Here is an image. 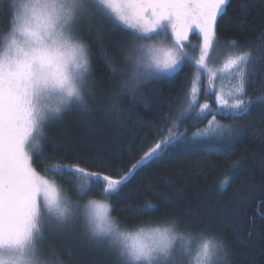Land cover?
<instances>
[{
    "label": "trees",
    "instance_id": "16d2710c",
    "mask_svg": "<svg viewBox=\"0 0 264 264\" xmlns=\"http://www.w3.org/2000/svg\"><path fill=\"white\" fill-rule=\"evenodd\" d=\"M16 7L15 0H0V47L11 33ZM89 10L76 31L89 48L91 111L73 106L46 125L43 149L56 160L37 161L38 171L44 174L43 165L63 161L119 178L155 143L168 138L169 130L183 134L187 146H177L136 170L118 195L105 196L102 185H96L81 197L71 177L56 176L55 181L76 200L105 199L112 217L124 228L174 226L196 240L222 243L227 264H264V106L253 105L248 116L235 120L217 115L216 122L231 127V134L218 139L215 147L192 144L193 133H202L212 117L196 120L195 112L187 114V92L195 74L189 64L174 79L145 81L138 96L143 104L123 96L122 111L109 113L107 100L117 90L113 69L123 66L130 45L128 29ZM217 35L221 55L244 50L254 57L245 99L264 95V0H230ZM189 41L201 43L195 34ZM229 41H236L239 48L228 49ZM206 86L203 79L201 87ZM199 102L216 107L215 96L203 92ZM145 104L150 106L147 110ZM148 204L154 208L146 209ZM66 234L54 246L64 264H124L107 245L88 239L80 226L74 224Z\"/></svg>",
    "mask_w": 264,
    "mask_h": 264
},
{
    "label": "snow or ice",
    "instance_id": "6c2138e0",
    "mask_svg": "<svg viewBox=\"0 0 264 264\" xmlns=\"http://www.w3.org/2000/svg\"><path fill=\"white\" fill-rule=\"evenodd\" d=\"M229 3L230 0H87L86 6H80L69 4L68 0H29L23 5L10 35L0 47V254L15 251L29 238L44 239V228L52 222L63 226L76 218L81 205H74L63 195L56 176L71 177L76 185L74 190L81 197L96 185H102V194L111 197L119 194L136 170L159 160L177 146H187L183 134H172L169 130L168 138L155 143L119 178L88 171L78 164L65 165L63 161L43 165L44 174L38 171L37 161L56 160L43 149L46 125L73 106L79 108L76 97L87 87L91 74L88 58L78 65L77 77L81 82L78 89L64 72L62 57L50 47L59 29L76 24L72 8L77 9L78 17L88 12L89 7L94 8L115 26L127 28L131 64L145 81L174 79L191 64L195 74L187 92V114L195 112L196 120L208 116L212 119L208 121L210 127L202 133H193L190 142L215 147L218 139L232 132L231 127L216 123L217 115L235 120L248 116L253 105L264 106V95L245 99L253 72L249 67L254 60L251 52L230 51L219 65L213 59L214 54L223 51L217 28ZM190 34L198 35L201 43L191 45ZM226 47L235 49L239 45L229 41ZM188 48L193 53L198 51V55ZM225 77L232 83L227 95L222 86L219 90L216 87L217 81ZM203 79L207 85L204 88ZM48 88L58 89L63 96L57 106L43 114L37 109L36 100ZM201 92L215 96V108L199 102ZM133 100L143 104L138 97ZM144 107L147 110L150 106ZM222 151L228 154V149ZM47 173H52V177ZM145 207L153 209L154 205ZM80 215L90 238L115 249L124 264H159L155 249L168 246V228L120 232L109 217V205L101 201H88ZM178 235L185 251L192 255L193 264H210L224 252L222 243L203 238L193 255V238L184 233Z\"/></svg>",
    "mask_w": 264,
    "mask_h": 264
},
{
    "label": "clouds",
    "instance_id": "9594fccd",
    "mask_svg": "<svg viewBox=\"0 0 264 264\" xmlns=\"http://www.w3.org/2000/svg\"><path fill=\"white\" fill-rule=\"evenodd\" d=\"M17 7L13 12V18L23 10L24 0H15ZM71 5L86 6L87 0H68ZM77 9L72 8V16L76 17V24L72 27L64 26L59 29L53 36L50 47L53 53L62 57L63 70L72 79L73 83L80 89L81 82L77 77L78 65L89 58V48L87 43L77 34L76 25L79 20L88 12L84 11L82 17L76 15ZM131 45L124 57L123 66L115 69L117 90L107 100V111L109 113H119L122 111L120 100L123 96L138 97L142 95L141 89L145 82L144 78L133 68L131 61ZM94 95L93 88L88 85L80 90L76 97V102L80 110L84 113L91 111L90 97ZM63 94L58 89H45L40 93L36 100V106L39 112L46 114L51 108L60 103ZM66 99V97H63ZM84 205H81V209ZM114 223L118 226L120 232H127L119 226L118 222ZM62 226V225H61ZM170 233V239L167 247H157L155 255L160 257L159 264H191L192 255L185 251L184 242L179 237V232L174 226H166ZM161 228V229H163ZM144 229L141 226L137 230ZM43 237L29 238L22 246L15 251H5L0 254V264H64L62 258L55 252L44 251L41 247ZM210 264H227L226 253L218 254L217 258H213Z\"/></svg>",
    "mask_w": 264,
    "mask_h": 264
},
{
    "label": "rangeland",
    "instance_id": "374dc122",
    "mask_svg": "<svg viewBox=\"0 0 264 264\" xmlns=\"http://www.w3.org/2000/svg\"><path fill=\"white\" fill-rule=\"evenodd\" d=\"M24 2L27 3V2H29V0H24ZM88 11L90 12V10H88ZM89 12H88V13H89ZM88 13H87L86 15H88ZM86 15H85V16H86ZM82 18H85V17H82ZM80 20H81V19H80ZM80 20H79V22H78L77 25H76V30H77V28L80 26ZM225 58H226V56L221 55V52H220V53H216V54H214V56H213V59H214V61H215V63H216L217 65H219L220 63H222L223 60H224ZM221 86L223 87V91H224L225 95H227L229 89L232 87V83H231V81L229 80V78L225 77V78L222 79V80H218L217 83H216V87H217L218 90H219V88H220ZM216 123H217V122H216ZM217 124H219V123H217ZM219 125H220V124H219ZM209 127H210V125H208V126L204 129V131H205L206 129H208ZM204 131H203V132H204ZM49 178H51V177H49ZM56 183H57V184L59 185V187L62 189L63 195L66 196L69 200H71L72 203H73L74 205H85V204H86L88 201H90V200L101 201V202H103V203L109 205V203H108L105 199H102V198H100V199H97V198H88V199H85V200H76L75 198L71 197V194H70V193H69V192H68V191H67L62 185H60L57 181H56ZM81 211H82V209L77 210L76 218H74L73 221L70 222L69 224H66V225H63V226H58V225H56L54 222H52V223L48 224V225L44 228V239H43L42 244H41V247L43 248L44 251H46V252H47V251H52V252L58 253L57 250H56V248H54V246L59 245V243H60L62 240H64L66 237H68V236H67L68 234H66V231H67L71 226H73L74 224H75V225H78V226L81 227L82 232L85 234V236H86L88 239H90V240L92 239V238H90V235H89V233H88L87 230H86V226H85V223H84V218L80 215V212H81ZM109 217H110L113 221L117 222V221L112 217V215H111V213H110V205H109ZM118 224H119V223H118ZM119 226L122 227L120 224H119ZM166 226H170V225H147V226H143V227H144V230H145V231H149V230H152V229H155V228H163V227H166ZM122 228H124V227H122ZM139 228H140V227H139ZM139 228H133V229H128V230H132V231H133V230H137V229H139ZM124 229H127V228H124ZM187 235H188V234H187ZM188 236L191 237V238H193V239L191 240V248H192V250H193V255H194L195 251L198 249L199 244L202 242V239H203V238H198V239L196 240L195 237H193V236H191V235H188ZM63 237H65V238H63ZM92 240H93V239H92ZM104 244L107 245V247H108L109 249L113 250V251L117 254V256L119 257V259L124 263V261L120 258L118 252H117L115 249L109 247L107 243H104ZM191 264H193V262H191Z\"/></svg>",
    "mask_w": 264,
    "mask_h": 264
}]
</instances>
